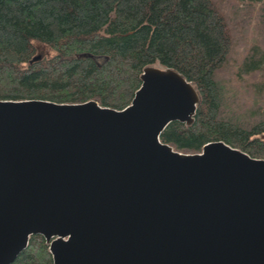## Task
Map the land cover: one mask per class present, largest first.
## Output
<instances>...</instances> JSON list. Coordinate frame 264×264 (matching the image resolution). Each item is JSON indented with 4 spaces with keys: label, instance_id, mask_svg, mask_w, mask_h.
<instances>
[{
    "label": "water",
    "instance_id": "obj_1",
    "mask_svg": "<svg viewBox=\"0 0 264 264\" xmlns=\"http://www.w3.org/2000/svg\"><path fill=\"white\" fill-rule=\"evenodd\" d=\"M196 102L156 67L119 110L0 100V264L34 234L51 264H264V159L222 141L195 153L159 141Z\"/></svg>",
    "mask_w": 264,
    "mask_h": 264
},
{
    "label": "trees",
    "instance_id": "obj_2",
    "mask_svg": "<svg viewBox=\"0 0 264 264\" xmlns=\"http://www.w3.org/2000/svg\"><path fill=\"white\" fill-rule=\"evenodd\" d=\"M146 67L176 71L197 95L192 121L159 141L264 159V0H0V100L119 110ZM47 246L30 235L10 264H51Z\"/></svg>",
    "mask_w": 264,
    "mask_h": 264
},
{
    "label": "rangeland",
    "instance_id": "obj_3",
    "mask_svg": "<svg viewBox=\"0 0 264 264\" xmlns=\"http://www.w3.org/2000/svg\"><path fill=\"white\" fill-rule=\"evenodd\" d=\"M161 69V67H159Z\"/></svg>",
    "mask_w": 264,
    "mask_h": 264
}]
</instances>
